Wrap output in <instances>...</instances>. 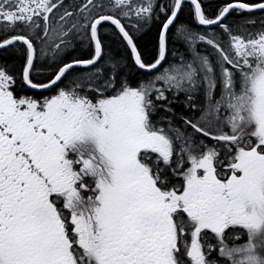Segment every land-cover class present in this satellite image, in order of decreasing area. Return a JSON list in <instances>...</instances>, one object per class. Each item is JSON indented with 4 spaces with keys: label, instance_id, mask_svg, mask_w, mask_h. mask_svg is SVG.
<instances>
[{
    "label": "snow or ice",
    "instance_id": "snow-or-ice-1",
    "mask_svg": "<svg viewBox=\"0 0 264 264\" xmlns=\"http://www.w3.org/2000/svg\"><path fill=\"white\" fill-rule=\"evenodd\" d=\"M0 264H264V0H0Z\"/></svg>",
    "mask_w": 264,
    "mask_h": 264
},
{
    "label": "flooded vegetation",
    "instance_id": "flooded-vegetation-1",
    "mask_svg": "<svg viewBox=\"0 0 264 264\" xmlns=\"http://www.w3.org/2000/svg\"><path fill=\"white\" fill-rule=\"evenodd\" d=\"M219 2L220 0H203V3H205L206 5H211V6H214L215 4Z\"/></svg>",
    "mask_w": 264,
    "mask_h": 264
}]
</instances>
